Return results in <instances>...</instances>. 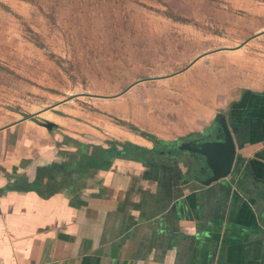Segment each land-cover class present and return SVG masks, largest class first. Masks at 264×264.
<instances>
[{
    "label": "crops",
    "instance_id": "1",
    "mask_svg": "<svg viewBox=\"0 0 264 264\" xmlns=\"http://www.w3.org/2000/svg\"><path fill=\"white\" fill-rule=\"evenodd\" d=\"M231 79L237 93L223 113L237 147L235 169L209 186L183 155L151 153L116 158L47 198L11 190L20 178L34 182L42 166L71 161L76 143L89 155L116 141L149 150L154 144L130 126L96 127L65 112H49L56 131L39 126V135L16 147L4 134L15 125L1 128L4 264H264V64L246 65Z\"/></svg>",
    "mask_w": 264,
    "mask_h": 264
},
{
    "label": "rangeland",
    "instance_id": "2",
    "mask_svg": "<svg viewBox=\"0 0 264 264\" xmlns=\"http://www.w3.org/2000/svg\"><path fill=\"white\" fill-rule=\"evenodd\" d=\"M261 32L264 0H0V129L38 114L6 129L16 147L65 112L170 142L198 137L236 95L231 78L264 64V34L248 41ZM222 48L236 49L167 77ZM71 97L66 111L42 112Z\"/></svg>",
    "mask_w": 264,
    "mask_h": 264
},
{
    "label": "trees",
    "instance_id": "3",
    "mask_svg": "<svg viewBox=\"0 0 264 264\" xmlns=\"http://www.w3.org/2000/svg\"><path fill=\"white\" fill-rule=\"evenodd\" d=\"M130 129L150 140L154 144V148L149 150L130 142L119 143L116 141L110 148L100 149L95 154L89 155L85 144L76 143L78 144L77 151L72 154L71 161L68 163H52L42 166L38 169L34 182H29L26 178H20L15 185H10L8 188L18 191L33 190L42 197L47 198L64 187L87 177L91 170L96 172L101 169H109L116 158L143 160L151 153L167 155L171 151L170 147L173 142L162 140L133 126H130Z\"/></svg>",
    "mask_w": 264,
    "mask_h": 264
},
{
    "label": "water",
    "instance_id": "4",
    "mask_svg": "<svg viewBox=\"0 0 264 264\" xmlns=\"http://www.w3.org/2000/svg\"><path fill=\"white\" fill-rule=\"evenodd\" d=\"M263 34L264 32L256 34L248 41ZM235 49L236 48H222L209 52L202 56H199L183 70L176 72L167 77H173L185 72L190 67H192L197 61H199L202 57L206 55H210L220 51L235 50ZM146 80L148 79L140 80L137 83ZM137 83L131 85L122 94L118 96L125 94L131 87H133ZM118 96H113V97H118ZM73 98L74 97L68 98L64 102L51 106L43 110L42 112L51 110L54 107L62 103H65L66 101L72 100ZM37 115L38 114L26 116L21 120L11 124L10 126L16 125L22 121L31 120ZM43 126L46 127L49 131H51L55 125L51 122H46L43 124ZM171 148H173V150L181 154V156L183 155L182 157H184L185 159H187V161L190 162L191 172L195 174L196 180H198L203 185L209 186L222 179L228 178L234 172L236 158H237V147L225 114L219 113L215 117L214 124L207 130V132L202 133L198 137H192L188 140L175 141L171 145ZM171 153L172 150L169 151V154ZM196 174H200L201 176L203 175V178L197 176Z\"/></svg>",
    "mask_w": 264,
    "mask_h": 264
},
{
    "label": "built area",
    "instance_id": "5",
    "mask_svg": "<svg viewBox=\"0 0 264 264\" xmlns=\"http://www.w3.org/2000/svg\"><path fill=\"white\" fill-rule=\"evenodd\" d=\"M0 264H4L3 260L1 259V257H0Z\"/></svg>",
    "mask_w": 264,
    "mask_h": 264
},
{
    "label": "flooded vegetation",
    "instance_id": "6",
    "mask_svg": "<svg viewBox=\"0 0 264 264\" xmlns=\"http://www.w3.org/2000/svg\"><path fill=\"white\" fill-rule=\"evenodd\" d=\"M170 149L173 150V148H171V147H170ZM200 176H201V175H200ZM201 177H203V175H202Z\"/></svg>",
    "mask_w": 264,
    "mask_h": 264
}]
</instances>
